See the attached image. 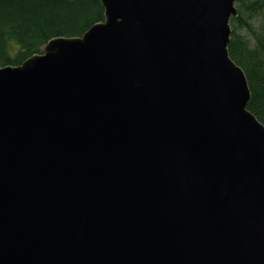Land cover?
Listing matches in <instances>:
<instances>
[{
	"label": "water",
	"instance_id": "water-1",
	"mask_svg": "<svg viewBox=\"0 0 264 264\" xmlns=\"http://www.w3.org/2000/svg\"><path fill=\"white\" fill-rule=\"evenodd\" d=\"M98 1L0 66V264H264L237 0Z\"/></svg>",
	"mask_w": 264,
	"mask_h": 264
},
{
	"label": "trees",
	"instance_id": "trees-1",
	"mask_svg": "<svg viewBox=\"0 0 264 264\" xmlns=\"http://www.w3.org/2000/svg\"><path fill=\"white\" fill-rule=\"evenodd\" d=\"M229 56L250 87V111L264 124V0H237ZM98 0H0V66L19 65L55 37L82 36L103 21Z\"/></svg>",
	"mask_w": 264,
	"mask_h": 264
}]
</instances>
